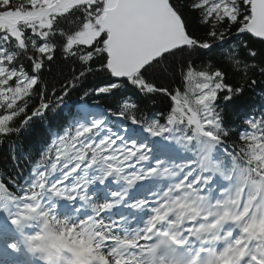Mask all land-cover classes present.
Wrapping results in <instances>:
<instances>
[{
  "label": "snow or ice",
  "instance_id": "obj_1",
  "mask_svg": "<svg viewBox=\"0 0 264 264\" xmlns=\"http://www.w3.org/2000/svg\"><path fill=\"white\" fill-rule=\"evenodd\" d=\"M252 38L264 0H0V144L19 169L0 176V264H264V112L228 118L264 78ZM177 67L180 88L158 82Z\"/></svg>",
  "mask_w": 264,
  "mask_h": 264
},
{
  "label": "trees",
  "instance_id": "obj_2",
  "mask_svg": "<svg viewBox=\"0 0 264 264\" xmlns=\"http://www.w3.org/2000/svg\"><path fill=\"white\" fill-rule=\"evenodd\" d=\"M173 2L179 3L181 6H183L186 3V0H173ZM197 27L198 26L194 23L193 30H196ZM250 43L255 46L258 52L264 49V44H262L261 42L251 40ZM238 44H240L239 41L233 40L232 45H230L229 47H236ZM240 47L242 48L243 45L241 44ZM221 54H222L221 51H217L216 53L213 54V56L203 58V60L198 63V67L202 66L203 64L212 63L213 60L218 65L220 63ZM241 55H246V53L241 52ZM60 70H61L60 66H57V68L54 69V75L58 73ZM179 77H180V70L179 67H177L176 77H169L167 80H159L158 82L165 87H170L171 89L176 90L180 88L182 85V81ZM56 78L58 79L59 76L57 75ZM253 78L257 79L260 82L259 86H253L252 88H249L247 90L246 96L241 101H238L235 105L230 106L228 110V118L230 119L231 122H233L236 125L237 128L243 126V121L246 116L264 112V92H261V88H264V78L260 76L258 69ZM49 79L52 80L53 83L55 82L52 79V77H49ZM103 80L104 77L102 75L92 76L90 77L88 83L90 85H93ZM227 82L232 85L243 84V81L240 79V77L234 75H229L227 78ZM81 94L82 93L74 92L72 95L67 97L65 100L66 106L64 107L63 111L60 113V116L54 117L51 113H49L48 121L55 123L60 119L70 118L75 112V106H77L79 103L82 102L80 99ZM128 99L136 101L139 104L140 108L145 113H149L157 110H163L166 108L168 102L167 99L164 97L158 98L157 100H155V102L150 100H144L136 96H129ZM88 103L91 105L93 104V101L89 99ZM102 104L104 105L114 104V101L109 99L106 101H102ZM46 124L47 121L39 124L38 125L39 131L33 136H29L27 133H25V135L22 136L20 140L16 141V144L22 146L25 149L29 148L30 146H37L38 136L44 131ZM12 143L13 142L9 140L6 143L0 144V176H3L5 179H7L6 173L14 174L19 171V169L14 168V161L10 158V153L12 151ZM16 155L22 156L21 151L18 150L16 152ZM21 167L24 168L26 171L28 165L26 162H24L22 163Z\"/></svg>",
  "mask_w": 264,
  "mask_h": 264
},
{
  "label": "water",
  "instance_id": "obj_3",
  "mask_svg": "<svg viewBox=\"0 0 264 264\" xmlns=\"http://www.w3.org/2000/svg\"><path fill=\"white\" fill-rule=\"evenodd\" d=\"M253 39H255V40L257 41V39H256V38H253Z\"/></svg>",
  "mask_w": 264,
  "mask_h": 264
},
{
  "label": "bare ground",
  "instance_id": "obj_4",
  "mask_svg": "<svg viewBox=\"0 0 264 264\" xmlns=\"http://www.w3.org/2000/svg\"><path fill=\"white\" fill-rule=\"evenodd\" d=\"M22 258V257H21Z\"/></svg>",
  "mask_w": 264,
  "mask_h": 264
}]
</instances>
